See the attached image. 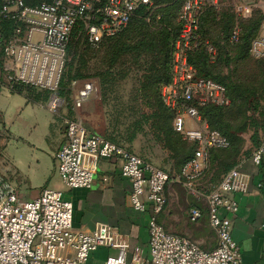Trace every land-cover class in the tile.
I'll return each instance as SVG.
<instances>
[{
    "label": "built area",
    "instance_id": "1",
    "mask_svg": "<svg viewBox=\"0 0 264 264\" xmlns=\"http://www.w3.org/2000/svg\"><path fill=\"white\" fill-rule=\"evenodd\" d=\"M219 5L220 0L183 1L180 32L171 54V79L160 87L161 100L174 115V131L195 145L193 157L179 175L170 176L74 119L65 120L64 141L55 154L57 173L70 190L91 188L101 160L120 162L121 176L130 181L128 206L149 214L147 255L107 224L92 230L74 229L73 205L62 191L44 189L38 197L25 199L0 174V264H87L90 254L100 248L116 252L101 264H241L231 216L238 211L234 195L248 191L249 175L234 167L210 192L198 188L208 170L210 151L229 146L225 136L202 120L200 111L229 105L226 87L197 76L189 63V55L201 45L215 59V47L199 33V20L206 8L218 10ZM152 6L153 0H0V90L20 83L47 91V107L57 112L62 104L59 83L72 37L83 34L89 46L97 47L123 31L140 9L150 11ZM252 8L250 0H241L233 11L245 19ZM239 32L235 26L231 43L238 41ZM250 55L264 57V35L252 41ZM95 91L92 81L84 82L76 91L74 106L81 107ZM249 159L256 167L264 164V125L260 145ZM176 181L193 198L206 201L208 224L217 238L214 249L204 250L189 238L168 233L159 223L167 202L166 187ZM200 217L199 209H190V222Z\"/></svg>",
    "mask_w": 264,
    "mask_h": 264
},
{
    "label": "rangeland",
    "instance_id": "2",
    "mask_svg": "<svg viewBox=\"0 0 264 264\" xmlns=\"http://www.w3.org/2000/svg\"><path fill=\"white\" fill-rule=\"evenodd\" d=\"M175 1L153 0L149 12L155 16L137 15L124 33L113 39H103L97 47H88L79 34L74 35L65 94L57 112L49 111V97L40 102L43 105H37L26 104L23 97L11 94V90L4 89L6 91L0 93V174L17 193L26 194L17 189L16 182L21 183L22 178L15 174V164L24 170L26 139L34 133L36 126L41 129L37 117L40 119L42 109L53 114L61 129L65 130V120H78L88 129L105 138H113L171 175L178 174L184 153L191 144L178 136H168L172 121L158 104L164 76L161 66L165 51L163 39L168 33L180 32ZM238 1L241 0H221L218 10L214 9L217 24L201 29L204 40L214 45L218 56L215 61L205 54L210 69L230 81L242 82L239 88L245 100L238 111L235 108L226 111L225 121L236 148L244 153L252 148L251 137L263 120L264 59L257 62L249 54L244 57L240 46L230 42V33L235 26L241 30L244 20L233 11ZM250 1L264 16V0ZM262 26L256 36L264 35L260 32ZM106 76L107 84L103 87ZM86 81H92L96 91L76 108V91ZM29 91L42 94L37 89ZM208 169L213 171L210 158ZM30 194L31 198H36L40 193L32 191Z\"/></svg>",
    "mask_w": 264,
    "mask_h": 264
},
{
    "label": "crops",
    "instance_id": "3",
    "mask_svg": "<svg viewBox=\"0 0 264 264\" xmlns=\"http://www.w3.org/2000/svg\"><path fill=\"white\" fill-rule=\"evenodd\" d=\"M250 3L253 8L257 7L252 1ZM262 25L260 32L264 33V21ZM5 91L2 89L0 93ZM26 104L33 102L26 100ZM41 112L40 119L37 117L41 129L36 126L34 133L26 139L28 149L22 164L24 170L15 164V174L22 178L21 183L16 182L17 189L26 193L20 195L33 199L30 196L32 191L37 194L44 189L62 191L64 199L73 205L74 229L92 230L98 224H107L146 256L149 214L136 212L128 206L130 181L121 176L120 162L101 160L91 188L67 189L60 180L55 162V154L64 141V129L60 128L53 114L45 109ZM249 158L241 159L236 166L248 174L250 180L246 193L234 195L238 211L231 216L232 237L240 249L241 264H264V164L256 167ZM165 195L167 202L158 218L165 231L189 238L204 250L214 249L217 238L208 224L206 201L193 198L179 181L169 183ZM191 208L201 212L195 223L188 219ZM115 253L112 249L100 248L90 254L87 264H101Z\"/></svg>",
    "mask_w": 264,
    "mask_h": 264
},
{
    "label": "trees",
    "instance_id": "4",
    "mask_svg": "<svg viewBox=\"0 0 264 264\" xmlns=\"http://www.w3.org/2000/svg\"><path fill=\"white\" fill-rule=\"evenodd\" d=\"M183 1L184 0H176L174 2V3L178 4L177 5L178 15H179V12L181 10V6H182ZM142 13H145V15H150L152 17L155 16L154 14H151L149 11H147V9L142 8L138 11L136 16L130 21L128 26L131 24L132 21H134L138 17L137 15H141ZM216 14L217 13H215L214 8H212V7H208L205 9L203 14L201 15L202 23H204V25H202V23H200L201 17L199 20V33L201 34V36H203L201 28H203V30H204V29H206V26L209 24H212V23L214 25L217 24V22H215L216 21ZM153 19H155V17ZM263 20H264L263 14L260 11L256 10L255 8H252V12H251L249 17L242 20L243 21L241 23L242 27H241V30L239 32V38H238V41L236 42V44H238L240 46V49H241L240 53L244 57H246L247 54L250 55L251 43L257 37L256 35L259 32V29L263 23ZM128 26L123 31L118 33L117 35L110 37V38H106V40L113 39V38L121 35L122 33H124L127 30ZM78 34L82 37L84 43L88 47H91L87 44L86 38L84 37V35L80 34V33H76L75 35H78ZM178 34L177 33H168L165 36V38L163 39L165 41V51H164L163 58L161 60V66L163 67V70H164V72H163L164 76L162 78L160 86L170 82V79H171V74H170L171 54H172V50H173V46L175 44V41L178 37ZM203 39H205L204 36H203ZM71 47H72V40H71V42L68 46V49H67L69 61L67 62L66 66H65V69L63 71V74L61 75V80L59 83V96L61 97V99H62V96H64V94H65V91H64L66 88L65 77H66V73L68 72V70L70 68V63H71V56H70ZM205 54L208 55L204 46H202V45L199 46L192 54L189 55V63L194 67V70H195L197 76L202 77V78H208V79H211L215 82H218V83L224 85L226 87L227 96H228L229 101H230L229 105L224 106V107L207 106V107L200 110L202 120L207 123L208 127L212 130L218 131L220 134L225 136L229 141V146L226 149H212L210 151L209 158H210V163L212 164V167H213V171L211 172V170L208 169L204 173L202 178L200 179L199 186H198V188L200 190H202L205 193H208L215 186H217L220 183L221 179L223 178V176L227 172H229L231 169H233L234 167L237 166V164L239 163V161L241 159H243L247 156L250 157L251 154L253 153V151L259 147L260 142H261V132H262L263 125H264V114H263L262 123L257 124V126H256L257 130L253 133V135L251 137L252 138V148L248 151H245L244 153L239 152V150L236 148V143H235L233 134L230 133V131L228 129L229 127L225 121V115L228 113V112H226L228 109H234L235 108L238 111L239 108L241 107V105L243 104V102L245 100V95L242 93V90L239 88L240 83H242V82L241 81L236 82L235 79L233 81H230L227 78L221 77L217 73H214V71L212 69H210V66L206 62ZM217 57H215V59H214L215 61H216ZM250 57L253 58L251 55H250ZM263 59H264V57L261 59H254L253 58V60L257 61V62L261 61ZM107 77L108 76H106V78L103 79V83H102L103 87L107 84ZM29 89L36 90L32 87H29V86H26V85H23L20 83H15L13 88L11 89V92L14 94L21 95L28 102H33V103L45 102L47 100V97H49V92H47V91H40V92H42V94H39V93L35 94V93H31L29 91ZM158 101H159L158 102L159 107L161 108L162 112L163 113L167 112L171 118V121H173V117H174L173 112L171 110H169L163 104L160 95H159ZM259 129H260V135H259ZM167 134L169 137H171V136L172 137H175V136L180 137V135L174 131L172 123H171L170 129H168ZM106 138L115 144H118V145L125 147L124 145L120 144L118 141L114 140L113 138H108V137H106ZM190 144H191V146L189 147V150H186L184 153V158L181 161L180 169H179V172L177 175L180 174V171H181V168L183 167V165L186 162H188L194 155L195 145L193 143H190ZM125 148L128 151L132 152L129 148H127V147H125ZM142 159H144V158H142ZM144 160H146V159H144ZM162 170L165 171L170 176H174V175H171L166 170H164V169H162Z\"/></svg>",
    "mask_w": 264,
    "mask_h": 264
}]
</instances>
